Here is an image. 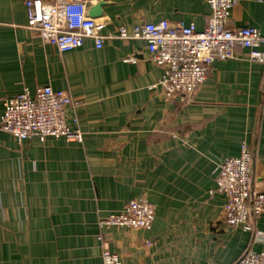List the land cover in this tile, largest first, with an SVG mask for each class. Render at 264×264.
I'll return each mask as SVG.
<instances>
[{
  "label": "crops",
  "instance_id": "crops-1",
  "mask_svg": "<svg viewBox=\"0 0 264 264\" xmlns=\"http://www.w3.org/2000/svg\"><path fill=\"white\" fill-rule=\"evenodd\" d=\"M26 0H0V119L4 102L25 89L50 86L82 101L68 124L81 142L32 136L18 142L0 131V264H104L103 250L124 264H236L264 251V215L232 227L217 167L253 152L251 188L264 192V63L237 49L211 66L193 99L166 101L164 68L142 40H91L69 52L28 29ZM101 3V17L91 16ZM89 16L117 35L161 21L194 23L205 0H89ZM250 26L264 36V0L232 9L230 29ZM264 52V45L261 47ZM146 197L156 207L149 230H101V218Z\"/></svg>",
  "mask_w": 264,
  "mask_h": 264
},
{
  "label": "built area",
  "instance_id": "built-area-1",
  "mask_svg": "<svg viewBox=\"0 0 264 264\" xmlns=\"http://www.w3.org/2000/svg\"><path fill=\"white\" fill-rule=\"evenodd\" d=\"M211 13L205 27L198 30L194 23L184 21L158 24L143 23L132 28L119 27L117 35L102 33L104 23L89 16V0H26L28 29L60 52L84 46L87 40L101 49L111 38L142 40L147 44L150 60L164 68L158 85L166 101L180 96L185 102L193 99L205 83L214 62L234 59L237 49H248L252 62L264 63V36L254 27H228L232 9L245 0H205ZM82 101L50 86L38 87L34 94L25 89L4 102L0 131L22 143L32 136L45 139L61 138L81 142L80 130L68 124L70 111ZM253 152L243 142L238 157L224 159L217 167V191L225 196L224 218L232 227L241 225L249 230L251 216L264 215V192L251 188ZM156 218V207L146 197L130 201L123 211L101 218V230L113 227L129 230H149ZM104 264H124L118 255L103 250ZM236 264H264V251H246Z\"/></svg>",
  "mask_w": 264,
  "mask_h": 264
},
{
  "label": "water",
  "instance_id": "water-1",
  "mask_svg": "<svg viewBox=\"0 0 264 264\" xmlns=\"http://www.w3.org/2000/svg\"><path fill=\"white\" fill-rule=\"evenodd\" d=\"M103 6H104L103 3H101L99 6H97V7L93 10L91 16L94 17V18L101 17V15H102V7H103Z\"/></svg>",
  "mask_w": 264,
  "mask_h": 264
}]
</instances>
